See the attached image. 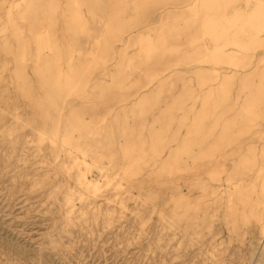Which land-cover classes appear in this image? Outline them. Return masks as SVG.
<instances>
[{"label": "rangeland", "instance_id": "1", "mask_svg": "<svg viewBox=\"0 0 264 264\" xmlns=\"http://www.w3.org/2000/svg\"><path fill=\"white\" fill-rule=\"evenodd\" d=\"M0 264H264V0H0Z\"/></svg>", "mask_w": 264, "mask_h": 264}, {"label": "bare ground", "instance_id": "2", "mask_svg": "<svg viewBox=\"0 0 264 264\" xmlns=\"http://www.w3.org/2000/svg\"><path fill=\"white\" fill-rule=\"evenodd\" d=\"M235 72V78H241V76L246 72V70H236ZM228 80H230L229 78H227L226 76H224V79L221 81L220 85L226 84V82H228ZM225 98V97H224ZM259 99H263V95L262 93H258V95L256 96V102L259 103ZM206 118H201L198 120H194L192 122V124H190V126L187 129V133L189 135H198V136H204L205 133V125H206ZM226 121H222L221 120H216V129H218L219 127L222 128V124L225 123ZM226 124H230V122H226ZM236 124V122H235ZM222 134V133H221ZM204 143L201 142L199 143V145H203ZM222 152V151H221ZM191 153V152H189ZM238 153V151L233 150V149H228L226 151H224L222 154H220L218 157L219 162L223 165V166H227L228 163H230L231 165L234 164L233 162V157ZM228 180H232V175H230L228 177ZM90 185L87 186V188H89Z\"/></svg>", "mask_w": 264, "mask_h": 264}]
</instances>
